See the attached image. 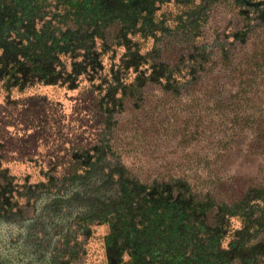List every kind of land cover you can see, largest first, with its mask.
<instances>
[{
	"label": "trees",
	"instance_id": "obj_1",
	"mask_svg": "<svg viewBox=\"0 0 264 264\" xmlns=\"http://www.w3.org/2000/svg\"><path fill=\"white\" fill-rule=\"evenodd\" d=\"M224 1L227 0H0V82L5 91L16 89L23 93L48 85L75 88L76 81L85 76L89 87L84 90L93 96V102L104 116L101 147L94 148L97 154L109 142V117L129 97L133 110H138L131 116L134 129L145 135L164 130L174 138L190 136L189 142L195 144L196 139L216 124L222 133L217 152H205L199 146L193 154L197 158L204 155L205 160H219L233 144L237 145L240 134L250 129V125L243 123L251 121H244L248 119H241L238 113L247 105L246 94L252 88L248 89L264 83V15L253 17L239 12L245 17L241 27L232 34L235 42L227 39L217 42L204 30L213 7ZM229 2L252 9L261 4L264 7V1L259 0ZM253 20L257 23L250 26ZM176 31L184 33L176 60L170 55L171 45L155 52L152 48L144 49L145 39L156 41L158 33L176 34ZM9 38L15 47L12 52L6 43ZM234 43L231 53L224 45ZM109 51L111 56H107ZM105 56L113 58L117 66L111 77L104 75ZM186 73L193 77V84L198 83L197 87L205 90H193V107L198 112L210 109L207 96L215 91L209 88L212 82L215 88L216 80L224 77L221 83L229 81L230 85L228 101H218L213 112L195 116L193 140L188 134V122L177 120V112L171 106L180 95V87L189 83L184 77ZM103 85L104 95L98 97L96 90ZM156 91L162 94L153 100ZM138 100H141L139 104ZM256 128L251 129L256 137L264 138V127L262 131ZM6 140L0 142L3 159L26 165L15 149L19 141ZM78 148L84 153L90 149L84 143ZM11 149L14 151L9 152ZM75 159L85 164L84 155L77 154ZM101 160L97 159L98 164ZM61 176L64 184L53 185L55 190L48 193L54 201L61 200L67 209L79 207L76 202L80 193L85 195L91 189H99V183L84 185L76 178L78 175L72 178V183L66 178L68 175ZM167 186L168 183L157 188V193L152 186L139 192L120 180L116 187L103 188L115 197L92 198L90 206L109 223V237L121 232L127 238L133 236L135 242L128 240L134 251L125 264H232L236 259L239 261L234 264L264 263V250L256 245L245 249V243L264 228V206H257L259 214L254 210L245 211L241 200L217 202L211 193L201 198L194 186L193 201L187 203L185 193L173 198L172 190L165 191ZM233 187L236 184L229 193L235 195L238 190ZM235 216L239 218V227L234 226ZM140 245L144 246L143 251Z\"/></svg>",
	"mask_w": 264,
	"mask_h": 264
},
{
	"label": "rangeland",
	"instance_id": "obj_2",
	"mask_svg": "<svg viewBox=\"0 0 264 264\" xmlns=\"http://www.w3.org/2000/svg\"><path fill=\"white\" fill-rule=\"evenodd\" d=\"M229 1L216 3L204 28L217 42L223 39L236 41L232 34L241 27L245 17L239 12L253 17L264 15L263 4L252 9ZM165 7L163 5L164 10ZM169 23L172 21L167 25ZM256 23L257 20H253L249 25ZM157 35L156 41L152 38L143 41L144 49L152 48L155 52L168 49V45H171L173 52L170 55L176 60L179 56L178 45L184 33L176 31V34L170 32ZM6 43H9L11 48L8 50L12 52L14 43L10 38ZM235 45L236 43L224 46L233 53ZM110 54L111 51L107 56H111ZM107 56L103 61L104 75L111 77L110 73L116 71L117 66L113 64V58L108 59ZM223 75L224 73L220 74L221 77ZM184 77L189 79V83L180 87V95H177L171 106L177 112V120L188 122V134L193 140L195 116L213 112L212 108L218 101H228L230 94L227 89L230 85L229 81L221 83L225 81L224 77V80H216L215 88H212V82L209 88L215 91L207 96L210 109L198 112L193 107V90H205L197 87L198 83L193 84V77L189 74L186 73ZM80 78L82 79L76 81L75 88L48 85L41 86L40 89L33 87L23 93L16 89L5 91L0 82V142L7 139L13 143L17 139L19 144L15 149L19 150L18 155L24 158L26 164L19 165L15 160L6 162L2 157L3 148L0 143V264L129 262L134 250L130 247L128 238L133 240V236L129 235L127 238V234L121 232L109 237V223L101 219L93 210L94 207L90 206L92 198L97 195L115 197L114 193L104 189L116 187L120 180L139 192L144 187L152 186L157 193V188L161 189L168 183L165 191L172 190L173 198L178 193H185L187 203L193 201L194 186L201 198L211 193L217 202H227L231 198L241 200L245 211L257 212V206H264V138H257L256 133L251 130L252 127H257L262 131L261 128L264 127V83L248 89L252 88L246 94L247 105L238 113L241 119H248L244 121H251L243 123L247 127L250 125V129H246L245 134L241 133L237 145L233 144L231 150L219 160L215 158V161H211L205 160L204 155L197 158L193 152L199 146L205 152H217L218 143L222 142L219 141L222 133L216 124L205 131L203 137L196 139L195 144L189 142L187 137L190 136L174 138L164 130L145 135L134 129L131 116L138 110H133L129 97L109 117V142L97 154L94 148L99 150L101 147L104 116L100 114L99 106L93 102V96L88 90H84V87H89L84 80L85 76ZM249 85H252L251 81ZM104 88L105 85L96 90L98 97L104 95ZM161 94L156 91L151 95L155 100ZM140 102L141 100L137 101L138 104ZM18 134L22 137H17ZM81 143L90 147L85 150L86 153L78 148ZM11 151L14 149L9 150ZM77 154L84 155V165L79 159H75ZM97 159H102V162L98 164ZM59 163L61 164L57 165ZM62 173L68 175L66 178L70 183L78 175L76 178L81 179L84 185L99 183V189H91L85 195L80 193L76 202L79 207L76 210L67 209L61 200L54 201L53 196L48 193L49 190H55L53 185L64 184ZM233 184L237 186L233 189L238 190L235 195L229 193ZM218 206L214 205L215 208ZM233 213L236 211L233 210ZM237 217L234 218L235 227L240 225ZM137 229L141 227L138 226ZM139 243L142 244V240ZM245 245V249L256 245L264 250V228ZM140 247V251L145 249L143 245ZM238 261L236 259L232 264Z\"/></svg>",
	"mask_w": 264,
	"mask_h": 264
}]
</instances>
